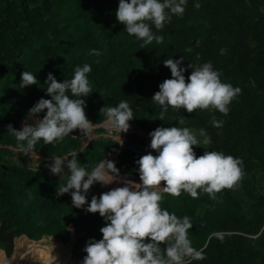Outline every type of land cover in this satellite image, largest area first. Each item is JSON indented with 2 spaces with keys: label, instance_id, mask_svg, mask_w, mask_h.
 <instances>
[{
  "label": "trees",
  "instance_id": "16d2710c",
  "mask_svg": "<svg viewBox=\"0 0 264 264\" xmlns=\"http://www.w3.org/2000/svg\"><path fill=\"white\" fill-rule=\"evenodd\" d=\"M197 2L199 8L194 7ZM184 7L182 15H172L159 31L148 22L163 41L154 40L141 49L142 41L127 34L116 20L118 0H0V223H10L4 233L13 232V254L15 243L22 250L26 239L34 245L51 237L65 245L72 228L81 238L71 257L81 264L86 243L101 239L105 221L98 213L73 207L69 194L56 195L66 177L16 166L7 149H17V142L6 126L19 130L18 122L26 119L29 109L41 98L50 99L45 94L47 74L62 82L71 79L76 66L89 64L92 93L84 98L85 115L94 125L104 120L100 108L126 100L133 109L129 124L145 134L157 127L203 128L211 143L194 146L196 156L217 151L242 161L241 179L216 193L215 200L199 190L197 198L185 192L178 197L162 194V209L179 218L188 216L193 224L188 238L195 249H203L205 258L191 264H264V0H187ZM92 49L100 55H93ZM181 57L186 82L189 65L195 70L210 62L222 82L240 89L227 115L170 107L164 121L156 119L160 108L151 98L158 85L171 78L162 61ZM23 71L36 76V85L19 88ZM182 116L186 119L180 124ZM213 119L222 121L221 126L213 127ZM125 140L134 143L142 138L127 134ZM90 144L91 150L77 154L86 170L109 157L120 174L139 180L135 161L143 155L123 149L114 156L119 144L109 138ZM39 147L37 143L31 152L48 160L79 150L78 140L68 136ZM17 154L23 155L19 150ZM102 192L106 190L91 186L86 200ZM24 251L20 264L33 253L30 246ZM39 258L42 264H59L57 253L44 251Z\"/></svg>",
  "mask_w": 264,
  "mask_h": 264
},
{
  "label": "clouds",
  "instance_id": "9594fccd",
  "mask_svg": "<svg viewBox=\"0 0 264 264\" xmlns=\"http://www.w3.org/2000/svg\"><path fill=\"white\" fill-rule=\"evenodd\" d=\"M187 0H118L115 17L124 26V31L142 41L140 47L157 44L163 36L154 34L149 23L157 31L171 20L172 15H182ZM199 8V3H194ZM167 10V12L165 11ZM224 49L220 54H224ZM91 53H100L92 49ZM184 58L164 59V67L170 70V79L158 85L151 101L160 108L156 119L164 121L169 108H183L184 112L194 110H216L227 115L230 102L240 93L238 87L224 83L220 73L205 62L185 80ZM91 66L84 64L74 68L71 79L57 82L50 72L47 74L45 94L50 99L41 98L26 114V120L44 113L42 119L33 124L22 123L19 130L12 128L17 149L29 154L33 147L43 141L45 145L58 143L74 130L81 136L92 134L94 123L85 115L84 98L92 93L87 74ZM36 76L29 71L20 74L19 88L36 85ZM70 93V95H69ZM46 110V111H45ZM103 126L107 134L127 133L133 118V109L126 100L116 106H103ZM184 116L178 121L182 124ZM222 121L212 120L213 127H220ZM148 147L156 152L141 156L137 161L139 182L124 181L123 186L102 192L99 197L86 200L91 186L95 183L108 185L119 181V170L113 160L105 159L90 171L77 160V152L64 157H54L48 165L53 175L67 170L65 185L56 191L57 196L69 194L72 206L87 213H98L105 225L100 228L101 239L88 241L83 248L85 253L81 264H191L192 260H203V249H195L188 238L193 224L188 216L177 217L160 207L162 194L173 197L187 193L198 197V190L216 199V193L231 189L242 177V161L231 155L217 151H204L196 156L194 146L208 145L211 138L205 129L188 127H157L148 133ZM87 203V207L84 206ZM213 235H218L213 233ZM161 245H164L163 248Z\"/></svg>",
  "mask_w": 264,
  "mask_h": 264
},
{
  "label": "rangeland",
  "instance_id": "374dc122",
  "mask_svg": "<svg viewBox=\"0 0 264 264\" xmlns=\"http://www.w3.org/2000/svg\"><path fill=\"white\" fill-rule=\"evenodd\" d=\"M37 119H41L40 117H32L31 119H24L23 121H19L18 122V126L22 127V123L24 122H27L28 124H33L35 120ZM6 128H8V126H6ZM98 129H102L104 130V132H98L97 130ZM142 131V130H141ZM139 131V129L133 127L131 124H130V128L127 132V134H135L137 135V137H143V133ZM89 138H91L92 140H96L98 138H109V139H112L113 141H116L120 144V142L122 140H125V135L124 133L121 134V139H120V135L118 133H111L110 135L106 133L105 131V128L103 126V123L99 124V125H95V127H93V130H92V134L89 136ZM143 140V138H142ZM7 149H9L10 151L13 152V155L10 157V159L13 161V164L18 166V163L19 164H23L25 165L28 169H31V170H35V171H38L40 173H43V174H46L48 176H54L55 178L57 179H60L61 177H67L68 178V172L67 170H65L64 173L60 174V175H53L49 172L48 170V165H50L52 163V159H45V158H42L41 156L37 155L36 153H33V152H30L29 154L25 155L23 153V155H18L17 152H18V149H15V148H12V147H7ZM67 156V155H65ZM7 157V156H5ZM64 157V156H63ZM40 161V162H39ZM132 177V176H130ZM134 178V177H133ZM119 181H114L113 183L111 184H108V185H101L99 183H95L97 184L96 185V188L97 189H106L107 191L112 189V188H116V187H121L123 186V182L124 181H132L131 179H128V180H125V179H122V177L119 175L118 177ZM136 179V178H135ZM34 242V241H33ZM37 242V241H36ZM35 242V243H36ZM32 243L30 242H26L25 245H24V248L21 250L19 249V247H17L15 245V253L13 254V256L10 258V260H4L1 258L0 259V264H20V261H25L23 257V254L25 253V247L26 246H30L32 249H33V255L34 256H37V252L34 251V249H38L39 247H42L40 249L44 250V251H47V252H50V254L53 256L55 253H59V251L61 252L60 255H59V264H75L74 261H72L71 259L69 260L68 257H67V248L65 246H58L57 244H54V242L51 240V239H45L43 240L42 242H40V244H34V245H31ZM1 247V245H0ZM1 252L3 253V249H0ZM24 252V253H23ZM34 256H30V254H28V258H27V262L24 263V264H42V261L39 260L37 257L34 259ZM71 256V255H70ZM23 264V263H22Z\"/></svg>",
  "mask_w": 264,
  "mask_h": 264
},
{
  "label": "water",
  "instance_id": "95a60500",
  "mask_svg": "<svg viewBox=\"0 0 264 264\" xmlns=\"http://www.w3.org/2000/svg\"><path fill=\"white\" fill-rule=\"evenodd\" d=\"M141 131V130H139ZM144 135H143V140L142 141H136L134 143H130L126 140H122L121 141V145L125 148V149H129L134 153L140 154V155H145L148 154L149 152H151L154 156L156 155V152L154 150H151L148 147V143H149V137L147 134H145L143 131H141ZM69 136L71 137H75V138H83L84 136H81L79 130H74L72 133L69 134ZM43 144V141L41 140L40 142V147L39 149H41ZM89 149H91V146L89 145L88 147ZM119 152V148L116 150V153ZM123 179H131L132 181H137L135 178H131L129 176H121ZM10 226V223L4 225L3 222L0 223V243L3 245V255L5 258L9 259L11 258L12 254H13V247H14V237H13V232L9 231L8 233H4ZM79 238V236L77 237H73L70 239V245H73L75 243V241ZM72 249V247H71Z\"/></svg>",
  "mask_w": 264,
  "mask_h": 264
},
{
  "label": "crops",
  "instance_id": "0c3cea01",
  "mask_svg": "<svg viewBox=\"0 0 264 264\" xmlns=\"http://www.w3.org/2000/svg\"><path fill=\"white\" fill-rule=\"evenodd\" d=\"M24 119H21L20 121H23ZM103 123V122H102ZM95 127V126H94ZM21 127L19 126V129H20ZM68 137H70V138H73V139H77L78 140V144H79V150L78 151H76L77 153L78 152H80V151H82V150H84V149H89L88 147H89V145L91 146V141H95V140H92L91 138H89V136L88 137H83V138H75V137H71V136H68ZM118 143V142H117ZM119 144V143H118ZM13 148V147H12ZM119 148V152L121 151V150H123V149H125L122 145H121V142H120V144H119V146L115 149V154H114V156H116L119 152H117L116 153V150ZM91 149H92V146H91ZM91 149H89V150H91ZM105 159V158H104ZM107 159H111V158H109V157H107ZM119 175L120 176H122L123 174H120L119 173ZM123 176H128V175H123ZM130 177V176H129ZM62 178H64V177H62ZM67 178V177H66ZM131 178H133V177H131ZM123 179V178H122ZM125 180H128V179H125ZM137 180V179H136ZM133 182H139V180H137V181H133ZM96 185L97 184H94L93 186L95 187V189L96 190H101V189H97L96 188ZM103 190H106V189H103ZM107 191V190H106ZM69 232H70V237H69V240H68V242L64 245V244H62L61 242H59V241H57V240H55V239H53V238H51V237H47V239H51L53 242H54V244H57L58 246H65L66 248H67V257H68V259L70 260H72V261H74L75 262V264H79V263H77L70 255H71V252H72V250H73V248H74V245L76 244V242L81 238V235H75L74 233H73V229L72 228H70L69 229ZM77 236H79V238L75 241V243L73 244V245H70V239L71 238H73V237H77ZM20 238V237H19ZM26 239V238H25ZM43 240H45V237H43V238H41L40 240H38L36 243H38V244H40V242H42ZM19 241H22V239H19ZM26 241H28V242H30L28 239H26ZM32 243H34V242H32ZM15 245H16V243H15ZM71 247H72V249H71ZM40 248H42V247H39L38 249H34V251H36L37 252V250H38V252H37V256H34L32 253H29L30 254V256H34V259L37 257L39 260H40V258H39V256H41V254H42V252H44V250H42V249H40ZM1 249V248H0ZM0 252H1V250H0ZM15 252V251H14ZM24 253V252H23ZM50 253V252H49ZM60 251H59V253H58V255H60ZM1 259V258H0ZM2 259H3V261L4 260H7V258H5V257H3V255H2ZM59 260H60V258H59ZM24 263H26V262H24ZM23 263V264H24Z\"/></svg>",
  "mask_w": 264,
  "mask_h": 264
},
{
  "label": "flooded vegetation",
  "instance_id": "af4514ba",
  "mask_svg": "<svg viewBox=\"0 0 264 264\" xmlns=\"http://www.w3.org/2000/svg\"><path fill=\"white\" fill-rule=\"evenodd\" d=\"M124 135H127V133H124ZM136 141H138V140H136ZM136 141H135V142H136Z\"/></svg>",
  "mask_w": 264,
  "mask_h": 264
},
{
  "label": "bare ground",
  "instance_id": "6f19581e",
  "mask_svg": "<svg viewBox=\"0 0 264 264\" xmlns=\"http://www.w3.org/2000/svg\"><path fill=\"white\" fill-rule=\"evenodd\" d=\"M9 260V259H8Z\"/></svg>",
  "mask_w": 264,
  "mask_h": 264
}]
</instances>
